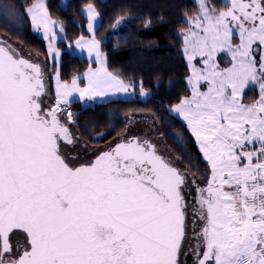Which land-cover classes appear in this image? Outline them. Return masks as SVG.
I'll return each instance as SVG.
<instances>
[{"label": "snow or ice", "instance_id": "1", "mask_svg": "<svg viewBox=\"0 0 264 264\" xmlns=\"http://www.w3.org/2000/svg\"><path fill=\"white\" fill-rule=\"evenodd\" d=\"M198 8L182 33L191 95L172 109L210 169L197 189L201 226L189 251L195 264H264V0H224L219 11L199 0ZM26 11L59 62L45 0ZM86 11L91 32L98 13L91 4ZM76 46L94 52L100 67L84 73L83 88L79 77L62 82L57 68L51 107L43 106L41 66L0 46V264H182L187 182L154 145L130 138L78 165L62 150L74 143L75 113L66 111L74 93L94 100L131 87L107 70L94 36ZM219 53L229 67H220ZM250 85L259 98L247 104ZM21 234L26 242L14 249L10 236Z\"/></svg>", "mask_w": 264, "mask_h": 264}, {"label": "trees", "instance_id": "2", "mask_svg": "<svg viewBox=\"0 0 264 264\" xmlns=\"http://www.w3.org/2000/svg\"><path fill=\"white\" fill-rule=\"evenodd\" d=\"M32 1L0 0L3 10L8 6L7 10L14 8L20 14L17 27L0 17V35L14 48L45 58L48 54L45 39L32 29L22 13V8ZM208 1L217 11L222 10V0ZM45 3L51 18L59 21L65 32V39L58 42L61 80H70L94 64L70 51L73 41L88 33L83 9L92 4L99 15L94 37L106 57V68L130 84L135 92L144 91L141 97L107 100L93 106L72 102L69 107L75 113V123L70 124L81 139L90 147L101 146L118 136L132 115L150 117L175 158L182 159L191 170L198 160L204 166L184 123L169 112V107L189 94V67L183 55L182 31L189 27L186 16H193L197 5L192 0H67L64 5L61 0H46ZM80 140L79 145L84 146Z\"/></svg>", "mask_w": 264, "mask_h": 264}, {"label": "rangeland", "instance_id": "3", "mask_svg": "<svg viewBox=\"0 0 264 264\" xmlns=\"http://www.w3.org/2000/svg\"><path fill=\"white\" fill-rule=\"evenodd\" d=\"M192 1L197 5V12L191 17L186 16L187 20L190 19V18L195 17L198 14V11H199V8H198L199 0H192ZM222 1L224 2V0H222ZM45 2H46V0H45ZM66 2H67V0H61V3L63 5ZM34 3H36V0H33L30 4L25 5L22 8V13L27 18V20L29 21L30 26L32 27V29L37 34H39L40 36H42L44 38L43 30L42 29L41 30L34 29L33 24L31 22L30 15L26 11ZM88 5H86L84 7V9H83L84 14L87 17L86 29H87L88 33L86 35H88V36H86V37L80 36L79 38H76L73 41L74 46L72 48H70V51L72 53H75V54L80 55V56H84L89 61L94 62V64H90L84 71H81L80 73H77L75 76H73V77H79L80 78L79 79V86L81 88L86 87V85H87V79L84 78V73H86L89 70V68L97 69V68L100 67V64L96 62V55H95L94 52L90 55L87 48H83L82 49V48H79V47L76 46V41L78 39H80L81 37H83L86 40H91L93 38V36H94L93 35L94 31L90 32L88 30L89 20H88L87 11H86ZM92 6L94 7V5H92ZM95 10H96V8H95ZM0 17L3 20H7L11 26L14 25V26L17 27L18 26L17 23H18V20L20 18V14L17 13V11H15L14 8L8 9L7 13L5 14V11L0 7ZM15 19L17 21H14ZM52 20L56 21V25H55V29L54 30L56 32L57 39L54 41V44H55V48L60 53L61 48H60L58 42L63 40V39H65V32H64V30L62 32L60 31V28L62 27V25H61V23L59 21H57L55 19H52ZM98 22H99V15H97V18L94 21V30L98 26ZM186 29H184V30H186ZM183 31H182V33H183ZM182 39H183V35H182ZM45 42H46V47H47V51H48L49 41L45 39ZM0 43L5 45L8 48L14 50V52L18 56L19 55H23L24 57H27V59L32 60L34 62H37L38 64L41 65V68H42V70L44 72L45 87H46V90H47V93H48L45 97L42 98L44 100V105L43 106H45V107L53 106L55 104V100H56L54 76H55V71L58 68V62L54 61V59L51 56H49V54H47V56L45 58H42V57H39V56L34 55V54L26 53L24 50H20L19 48L18 49L14 48L13 45H11L10 42L4 36H1V35H0ZM234 43H239L238 37L234 36ZM183 49H184V44H183ZM100 52H101L102 60H103V62L105 64L106 57L102 53L101 50H100ZM183 55H184L186 64L189 67V62H188V60H187V58H186V56L184 54V51H183ZM216 59H217V62L219 63L221 68H225V67H229L230 66L231 58H230V56L228 54L219 53L217 55ZM256 59L259 62V53H256ZM193 63L196 65L197 68H202L203 67L202 62L199 59L193 61ZM190 76H191V69L189 67V74L187 76V84H188V77H190ZM73 77L70 80H61V81L62 82H67V83L70 84L72 79H73ZM188 87H189V94L184 95L182 98L191 95V88H190L189 84H188ZM205 90H206V85H202L201 91H205ZM119 94L121 96H119ZM254 94L257 95L256 99H258L259 98V86L258 85H250L248 88L245 89V94L243 96V102L247 103V104L253 103L256 100V99L253 98ZM136 96L141 97L142 94H141V92H135L134 88L131 86L128 89L127 92H110L107 95H105L103 97H97L94 100H80L79 99V94L78 93H74L72 98H71V101L72 102L80 101L81 105L93 106L95 103H98V102H103V101L113 100V99H118V98H123V99L129 98V99H132V98H135ZM177 104H175V105H177ZM175 105L169 107V112L172 115H174L176 117H179L181 119V121L184 123L185 131L188 134L191 135V137L194 139V142H195V144H196V146L198 148V153H199V154H197L198 159L201 158L204 161V166H200V164H199L200 161L198 160L199 163H196L194 167L192 166V170H191L187 165H184L182 163L183 162L182 159H180L179 157L176 159L174 157V155L171 154L169 152V150L167 149V147H166L167 145H166V143L164 141L163 134L154 125V123H153L152 119H150V117H140V116L139 117H134L132 115L131 118L126 122V126L124 127V129L119 133V135L114 139V141L118 142V141L127 139L128 137H131V136H136L141 141L142 140L143 141L149 140L150 142H152L154 144L157 154H159L160 156L164 157L166 160L170 161L172 166H175V168H177L182 174H184L187 183H186L185 188L182 190V194L184 196L185 204L187 205V208H186L187 221H186V223H188V225L192 223V227L189 228L188 225H187V229H186L188 231V235H187V239L185 241L184 250L185 249L187 250L186 252H188V255L186 257L185 256H181L180 259L182 261V264H195V258L191 254V251H189V249H190V247H192V246H194L196 244L194 232H192L193 229L197 230L195 232L198 233L200 231V226H201V221H199L198 217L195 215V211L198 209V205L196 203L197 196H198L197 189L206 187L207 180L210 177V169H209V167L207 165L206 160H204V158H203V154L199 151V146H198V144H197V142L195 140V137L192 136L190 130L188 129L186 121H184L183 118L181 116H179V114H177L174 111H172V109L175 107ZM60 115H61V119L64 121V117H63L62 113H60ZM111 126H112V124H111ZM70 132L72 133L73 138H74V143L71 146H74V147L80 146L79 145V140L81 139V136H79V134L75 131L74 128L71 129V127H70ZM175 137H176V135H175ZM81 140L83 141V139H81ZM84 143H83L84 146L88 147L89 149L86 150V151H82V149L80 148V150L82 152V155L86 158V160H88L89 158L94 157L101 150H104L105 148H103V147H104V145H106V144H104V145L97 146V147H94V146L90 147V145L88 143H86V142H84ZM81 152L80 151L77 152L78 154H80L78 158H83L81 156ZM202 165H203V163H202ZM204 168H206V171L204 170ZM203 170L206 173L203 172ZM201 175H204V176L201 177ZM199 179H201V180H199ZM23 240L24 239H19L18 240L15 237H13V238L10 239V243L13 244V247L15 249L17 243L23 245ZM202 251H203V249L201 248V252Z\"/></svg>", "mask_w": 264, "mask_h": 264}, {"label": "flooded vegetation", "instance_id": "4", "mask_svg": "<svg viewBox=\"0 0 264 264\" xmlns=\"http://www.w3.org/2000/svg\"><path fill=\"white\" fill-rule=\"evenodd\" d=\"M55 105V104H54ZM53 105V106H54ZM45 107V106H44ZM116 138V137H115ZM115 138H113L112 139V141L113 142H115L114 141V139ZM111 140L110 141H108L107 143H105L106 145H104V147L103 148H105L104 150H106V149H110V147L112 146V142ZM80 144V143H79ZM72 144H63L62 143V150L65 152V154L70 158V159H73L76 163H77V165L79 164V163H82V162H88V161H91L92 159H93V157L92 158H89L88 160H86V158L85 157H83L82 159H79L78 157H79V155L80 154H78L77 152H78V150L81 148L82 149V151H86V150H88L89 148L88 147H86V146H77V147H74V146H71ZM102 151V150H101ZM84 153V152H83ZM81 154H82V152H81ZM89 154V153H88ZM98 154V153H97ZM174 155V154H173ZM175 157V156H174ZM177 159V158H176ZM186 221H187V217H186ZM187 225H188V223H186ZM188 227L190 228V227H192V223L191 224H189L188 225ZM187 231V230H186ZM195 231H197V230H195ZM193 232V231H192ZM187 235H188V231H187ZM13 237H15L16 239H24L23 240V244L26 242V239H25V235L24 234H21V235H19V236H15V235H13V236H10V239L11 238H13ZM184 251H187L186 249L184 250Z\"/></svg>", "mask_w": 264, "mask_h": 264}, {"label": "water", "instance_id": "5", "mask_svg": "<svg viewBox=\"0 0 264 264\" xmlns=\"http://www.w3.org/2000/svg\"><path fill=\"white\" fill-rule=\"evenodd\" d=\"M0 46H3V45H0ZM19 57H21V58H24V59H27V58H25V57H23V56H19ZM27 60H29V59H27ZM30 62H32L31 60H29ZM32 63H34V62H32ZM132 138H137V137H132ZM130 139V138H129ZM119 142H121V141H118V142H116V143H114L110 148H112V147H114L115 146V144H117V143H119ZM150 143V142H149ZM106 150H108V149H106ZM106 150H103V151H106ZM103 151H101V152H103ZM101 152H99L97 155H99ZM96 155V156H97ZM95 156V157H96ZM95 157L93 158V159H95ZM92 159V160H93Z\"/></svg>", "mask_w": 264, "mask_h": 264}, {"label": "crops", "instance_id": "6", "mask_svg": "<svg viewBox=\"0 0 264 264\" xmlns=\"http://www.w3.org/2000/svg\"><path fill=\"white\" fill-rule=\"evenodd\" d=\"M93 35H94V33H93ZM82 36L86 37V36H88V35H82ZM79 37H80V36H79ZM79 37H77V38H79ZM105 63H106V59H105ZM105 66H106V64H105ZM119 96H121V95L119 94Z\"/></svg>", "mask_w": 264, "mask_h": 264}, {"label": "built area", "instance_id": "7", "mask_svg": "<svg viewBox=\"0 0 264 264\" xmlns=\"http://www.w3.org/2000/svg\"><path fill=\"white\" fill-rule=\"evenodd\" d=\"M69 111H72L71 109Z\"/></svg>", "mask_w": 264, "mask_h": 264}]
</instances>
